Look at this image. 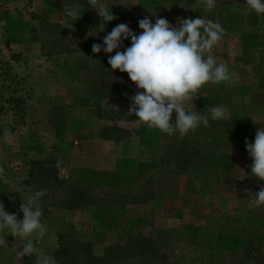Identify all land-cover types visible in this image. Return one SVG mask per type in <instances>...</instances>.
I'll return each instance as SVG.
<instances>
[{
  "label": "rangeland",
  "instance_id": "obj_1",
  "mask_svg": "<svg viewBox=\"0 0 264 264\" xmlns=\"http://www.w3.org/2000/svg\"><path fill=\"white\" fill-rule=\"evenodd\" d=\"M102 2L117 19L99 31L88 0H0V54L10 60L1 81L6 97L25 99L0 111L5 211L22 219V199L46 190L36 247L57 264H264V206L244 191L264 186L245 145L264 127V14L244 12L245 0H216L211 13L204 0ZM75 3L76 21L63 11ZM146 16L219 21L225 32L209 54L235 75L203 85L192 103L202 113L225 106L230 119L169 136L127 114L136 86L111 69L115 51L92 45L120 23L140 34ZM7 234L0 264H36L18 256L26 240Z\"/></svg>",
  "mask_w": 264,
  "mask_h": 264
},
{
  "label": "clouds",
  "instance_id": "obj_2",
  "mask_svg": "<svg viewBox=\"0 0 264 264\" xmlns=\"http://www.w3.org/2000/svg\"><path fill=\"white\" fill-rule=\"evenodd\" d=\"M88 3L101 18L99 31L104 30L107 22L117 19L102 0H88ZM244 5V12H255L258 16L264 14V0H245ZM204 6L211 13L216 8V0H204ZM81 8L80 3L63 5L64 14L75 21L81 17ZM236 10L234 4L233 11ZM138 25L142 30L140 34L133 32L128 24L120 23L103 37L102 45H92L94 54L115 51L114 55H109L108 64L113 71L127 73L136 86L127 114L135 115L138 123L159 129L169 136L175 133L185 136L201 125L208 127L209 118L213 121L230 119L225 106H212L207 113H202L192 103L193 94L203 85L228 83L235 75L209 54L225 32L219 21L204 17L178 18L177 25L173 26L166 18H156L152 23L146 16L138 21ZM93 35L94 32L88 33V36ZM129 38L131 45L120 51L123 41ZM9 134L6 130L5 135ZM245 145L252 160L250 176L264 181V127H258L254 142L245 138ZM3 172L4 169L0 168V175ZM244 191L250 206H264V186L255 193L249 189ZM46 194V190L35 191L26 200L22 199L19 208L22 219L5 211L0 202V231L7 230V235L26 240L18 253L19 258L35 254L36 264H57L52 256L38 252L36 247V242L47 231L40 203V198ZM0 247H7L5 236L0 237Z\"/></svg>",
  "mask_w": 264,
  "mask_h": 264
},
{
  "label": "trees",
  "instance_id": "obj_3",
  "mask_svg": "<svg viewBox=\"0 0 264 264\" xmlns=\"http://www.w3.org/2000/svg\"><path fill=\"white\" fill-rule=\"evenodd\" d=\"M10 60L6 58H2L0 54V111L5 109V104H9L10 106L17 107L19 110L22 109V104L24 102V98L22 96H18L16 94H11L8 97L5 96V83L1 81L2 76L10 74L8 68L10 67ZM90 264H95L94 262Z\"/></svg>",
  "mask_w": 264,
  "mask_h": 264
}]
</instances>
